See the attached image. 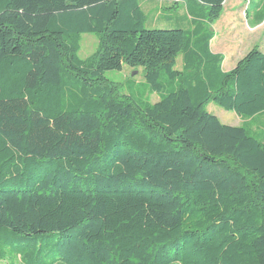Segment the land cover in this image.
<instances>
[{"label":"trees","instance_id":"1","mask_svg":"<svg viewBox=\"0 0 264 264\" xmlns=\"http://www.w3.org/2000/svg\"><path fill=\"white\" fill-rule=\"evenodd\" d=\"M166 1L189 29L141 0H0V264H264V138L206 110L263 114L264 54L224 72L225 0ZM123 65L157 102L104 77Z\"/></svg>","mask_w":264,"mask_h":264},{"label":"rangeland","instance_id":"2","mask_svg":"<svg viewBox=\"0 0 264 264\" xmlns=\"http://www.w3.org/2000/svg\"><path fill=\"white\" fill-rule=\"evenodd\" d=\"M252 1L255 2L253 8H259L261 12L259 17L261 29H258L254 35L246 28V22H248L250 26L253 25V23L250 18L246 17V12L242 9L244 4L251 7ZM263 24L264 0H246L245 2L227 0L222 6L221 15L211 25V30L215 36L213 42L215 49H213V51L225 54L226 58H230L229 56H232V51L234 50L230 49L229 45H237L241 56L253 49L251 48L253 45L259 44L264 47ZM158 29L169 28L159 27ZM227 36L229 38H226ZM96 47L97 38L94 35H82L80 39V50L78 52L79 59H86L96 50ZM180 64L181 60L180 57H178L176 69L180 68ZM104 77L112 82L118 92L131 96L134 100L149 101L150 103L158 101V96L156 94L149 93L148 85L146 84L144 77V69L142 67L130 68L123 65L121 71L105 72ZM206 110L215 116L223 125L232 127L243 126L260 139L264 138V114H260L250 120H242L233 112L225 111L212 103L207 106Z\"/></svg>","mask_w":264,"mask_h":264},{"label":"crops","instance_id":"3","mask_svg":"<svg viewBox=\"0 0 264 264\" xmlns=\"http://www.w3.org/2000/svg\"><path fill=\"white\" fill-rule=\"evenodd\" d=\"M227 0H225L226 2ZM239 2H245L246 0H238ZM224 2V3H225ZM223 3V4H224ZM143 4V6H142ZM255 2H251V7L247 4H244V7L242 8L247 18H250L253 25H249L248 22H246V28L247 30H250L253 35L258 29H261L260 24V10L259 8H253ZM141 9L144 12V14L147 17V25L151 28H170V27H179L183 29H189L191 27V18L187 16L186 9L184 7L183 1L179 2V5L176 6L175 9L172 10H163L164 7L169 6V1L166 0H141ZM152 14V15H150ZM264 25V24H263ZM251 28H250V27ZM263 28V27H262ZM226 38H229L228 36ZM215 40V36L212 39L210 43V50L214 54H220L223 56V63H222V70L224 72H228L232 70L238 61H240L245 55H240L238 46L237 45H229L230 49L234 50L232 51V56H229L230 58H226L225 54L215 52L213 49L215 47L213 46V42ZM254 46V47H253ZM251 48H257L263 53L264 47L260 46L259 44L253 45ZM264 54V53H263ZM232 57V58H231ZM264 114V113H263Z\"/></svg>","mask_w":264,"mask_h":264}]
</instances>
